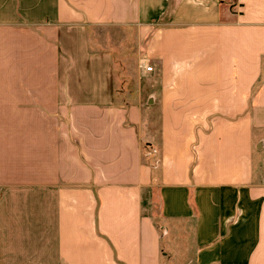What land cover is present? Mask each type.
<instances>
[{
  "label": "crops",
  "instance_id": "0c3cea01",
  "mask_svg": "<svg viewBox=\"0 0 264 264\" xmlns=\"http://www.w3.org/2000/svg\"><path fill=\"white\" fill-rule=\"evenodd\" d=\"M0 264H264V0H0Z\"/></svg>",
  "mask_w": 264,
  "mask_h": 264
},
{
  "label": "rangeland",
  "instance_id": "374dc122",
  "mask_svg": "<svg viewBox=\"0 0 264 264\" xmlns=\"http://www.w3.org/2000/svg\"><path fill=\"white\" fill-rule=\"evenodd\" d=\"M119 60L121 62V59H119ZM125 62L126 61H124V64H125ZM118 68H119V70H121V66L118 67ZM122 87H126V86L125 85H122ZM150 90L151 89H148V88L146 90L144 89L143 90L144 96L151 95L152 94V91H150ZM131 93L132 94H136L137 92L134 89H131ZM150 128L152 129V127H150ZM147 130L148 129H146V133H147ZM152 132H153V130H150V135L151 136H146V137L143 136L142 137V142H143V148H144V151H145V156L147 157V159H149L150 162L154 163L155 161H157V159L156 158H153V153H151L150 155L148 154V152L150 151L151 148H149V146H147V142L148 141H153V143L158 146V143H157L158 142V139L157 138L153 139L152 134H151ZM152 150L154 151L156 149L154 147H152Z\"/></svg>",
  "mask_w": 264,
  "mask_h": 264
},
{
  "label": "built area",
  "instance_id": "2783aa9c",
  "mask_svg": "<svg viewBox=\"0 0 264 264\" xmlns=\"http://www.w3.org/2000/svg\"><path fill=\"white\" fill-rule=\"evenodd\" d=\"M236 1H239V0H236ZM144 68H145V71L147 73H152L153 72L154 66H153L152 62L149 59L146 60Z\"/></svg>",
  "mask_w": 264,
  "mask_h": 264
}]
</instances>
